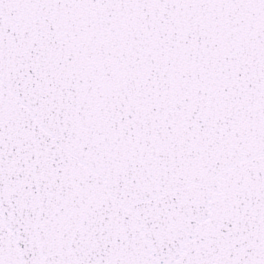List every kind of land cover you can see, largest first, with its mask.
Instances as JSON below:
<instances>
[{"label": "snow or ice", "instance_id": "1", "mask_svg": "<svg viewBox=\"0 0 264 264\" xmlns=\"http://www.w3.org/2000/svg\"><path fill=\"white\" fill-rule=\"evenodd\" d=\"M0 264H264V0H0Z\"/></svg>", "mask_w": 264, "mask_h": 264}]
</instances>
